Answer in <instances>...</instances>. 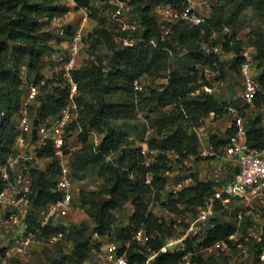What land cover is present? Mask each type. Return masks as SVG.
Instances as JSON below:
<instances>
[{
    "label": "trees",
    "instance_id": "trees-1",
    "mask_svg": "<svg viewBox=\"0 0 264 264\" xmlns=\"http://www.w3.org/2000/svg\"><path fill=\"white\" fill-rule=\"evenodd\" d=\"M90 1L76 0L78 6L87 9L91 8ZM129 3L131 12L134 11L132 5H137L140 25L134 31H125L119 35L135 38V45L130 47L117 43L114 32L106 26L107 20L103 21L93 29L91 51L99 44L107 46L110 51V72H104V65L99 58L87 60L85 64L71 71L77 83L78 94L75 101L82 132L78 134L81 147L72 152L70 172L73 177L81 178L82 176L77 175L78 171L93 166L102 183L97 190H81L78 197L85 206L92 227L89 228L84 222L70 226L65 231L66 239L72 244L70 251L62 254L58 250L53 262L49 261L47 264H65V260L69 264H83L91 249L99 246L94 241L93 234L111 235L125 240L130 238L134 230L143 228L147 234H154V238L149 239L151 247H160L166 238L162 236L166 227L152 213L147 212L144 196L151 194L157 200L160 198V192L166 183L163 173L170 168L165 153L167 149H173L183 158L197 153L198 137L185 124L193 127L200 124L209 112H213L215 118L227 112L225 104L214 94L201 89L202 82H198L200 73L197 66L207 64L219 70L224 69L226 63L219 61L215 55L206 54L202 44L215 43L211 32L216 31L219 36L222 28L226 26L231 30V38L226 37L222 46L224 50L235 53L234 63L238 67L242 40H236L235 35L243 27V14L248 9L263 19L261 26L252 29L251 36L255 48V68L262 71L258 79L260 82L264 80V0H216L206 18V24L190 26L178 23L166 37L160 34L152 6L155 3H168L178 7L183 5L184 0H129ZM62 9L56 0H0V165L10 152V146L17 134L15 116L22 97L20 70L25 67L40 82L44 65L42 57L52 50V33L44 27L48 25L49 17ZM150 39H154L155 44L150 43ZM170 39L185 49L192 61L190 70H171L166 74L167 82L161 86L147 92H135L131 85L134 78L142 75L151 77L166 67L172 49ZM47 82L48 80L41 85L44 86ZM114 94H121L130 101L107 102L106 97ZM67 97L68 89L65 86H56L51 93L38 96L33 112L34 121L57 114L65 105ZM263 102L264 93L261 92L255 98V109ZM141 105L155 110V113L147 115L146 118L147 127L154 132L148 138V145L157 149L158 153L155 161L148 166L141 164V156L130 146L124 134L110 125V120L132 118ZM76 126L72 124L69 129L73 130ZM88 130L102 134L97 152L88 141ZM231 133L232 128H228L221 138L211 134L209 140L215 147L222 146L227 141L224 137ZM247 140L256 149L264 146V126L259 114L251 119L248 116ZM110 153H116L114 162L106 160ZM37 155L51 158L44 170L33 169L31 172L34 204L44 205L60 197V193L54 190L58 162L49 143L42 145ZM146 173L151 174L150 184L144 181ZM4 185L5 182L0 176V190ZM211 191V183L196 181L180 190L165 206L171 211L194 212ZM129 201L132 202L133 212L126 224L118 225L115 211L121 210ZM176 203L181 206L180 209ZM58 229L62 228L49 225L43 234ZM232 229V225L227 222L214 221L213 227L207 230L204 243L223 239ZM140 248L135 243L131 244L128 250L130 263L142 261ZM178 259L177 253L162 252L156 258L155 264H176ZM205 262L206 260L198 259V264Z\"/></svg>",
    "mask_w": 264,
    "mask_h": 264
},
{
    "label": "built area",
    "instance_id": "built-area-1",
    "mask_svg": "<svg viewBox=\"0 0 264 264\" xmlns=\"http://www.w3.org/2000/svg\"><path fill=\"white\" fill-rule=\"evenodd\" d=\"M111 10L107 16V28L114 32V40L122 46L132 47L136 43L135 38L122 37L119 35L125 31H134L140 24L131 16V5L129 0H105ZM216 0H184L183 5L173 6L168 3H155L152 12L157 21L158 29L162 37H166L173 26L178 23H185L190 26L206 24V18ZM62 10L52 14L48 23L52 25L53 32L51 40L57 37H65L66 44L62 57L50 52L51 58L55 60L54 72L61 75L63 84L68 89V97L65 105L57 114L37 119L27 114L26 109L34 106L39 94L40 84L45 83V76L42 74L40 82L29 77V72L25 67L20 70L22 100L17 113L16 130L17 134L10 146V152L4 162L0 165V176L5 185L0 190V236L4 238V244L0 249V264H10L11 260L16 262L21 260L29 248L33 246L36 239L44 240L47 243H65L68 241L65 236L68 215L75 211L84 209L78 200L81 190H97L99 183H90L80 189L74 188L75 179L70 172V159L72 152L80 148V144L71 146L70 137L74 134L78 136L82 132L78 123V110L75 101L77 94V83L73 79L71 71L78 68V54L83 41L85 25L89 21L88 9L77 5L76 0H61ZM78 14L75 25L71 24L73 14ZM70 33H67V30ZM222 42L226 37L231 38V30L224 26L220 31ZM218 32L212 31L214 38ZM235 39L239 40L235 35ZM242 40V39H240ZM155 44L154 39L149 40ZM222 42L203 43L202 48L206 54L215 55L219 61H223L227 55H235L233 51L223 49ZM230 43H233L230 40ZM59 54V53H58ZM255 48L253 39L249 43L242 40L238 64V72L241 90L239 100L246 108L254 107L255 98L262 92L261 82L253 72L255 68ZM59 64L56 65V63ZM200 73L199 81L202 82L201 89L214 93L216 86L209 79L217 75L218 69L207 64L197 66ZM150 78L142 75L134 78L131 85L135 92H147L151 88H157L150 84ZM167 82V79H165ZM198 92V90L196 91ZM231 116L232 133L228 136L226 144L219 149L212 146L190 154L199 157L219 156L234 159L238 171L232 179L221 182L218 170L213 173L214 186L212 191L206 195L204 203L197 207L194 212L171 211L165 205L170 199L175 198L177 193L192 185L194 180L191 175L179 179H173L170 168L163 176L166 183L162 191H166V196L157 200L153 196L152 202L147 205V212L152 213L158 222L170 227L175 235L165 238L158 249H153L149 244V239L154 238V234H147L143 228L134 230L130 238L125 240L116 239L114 236L105 235L102 243H98V248L93 247L87 260L88 264H155L156 258L162 252L179 254L176 264H198V259L206 260L207 256L216 254L219 251L228 253L231 247L237 248L235 256L228 260L227 264H264V232L262 226L256 228L257 232H243L241 226L244 209L258 208L264 211V146L256 149L250 146L247 140L248 116L244 111L235 107L227 108ZM260 120L264 122V103L257 108ZM214 117L213 112H209L202 122L192 127V130L201 141V135L207 130V119ZM76 124L73 130L69 126ZM30 132V139L25 133ZM153 130L146 125L144 140L137 143L135 148L141 156V164L148 166L155 161L158 150L148 145V138L153 135ZM88 141L93 150L97 152L102 135L95 130L86 131ZM49 143L53 151V156L58 162V172L54 181V190L60 193V197L55 201H50L44 205H35L32 188V170H44L51 162L50 157H39L37 151L42 145ZM184 152V151H183ZM168 165L171 160L183 161V157L173 149L165 151ZM188 156V155H187ZM116 153H110L106 160L114 162ZM43 164L40 166V164ZM45 162V164H44ZM132 177V174H131ZM145 183H151V174H145ZM231 202L240 204L239 209L231 212L233 216L232 231L223 239L206 244L204 240L207 230L212 228L217 207L223 203L224 210H230ZM161 206V210H155L156 205ZM180 209L181 206L176 203ZM154 207V209H151ZM61 224L56 226V223ZM66 221V222H65ZM60 227L62 229L53 230L46 234L44 230L47 226ZM93 234V239L97 238ZM252 237L254 243L259 245V249L248 251L245 242ZM70 242V241H68ZM97 243V242H96ZM132 243L141 246L139 252L143 259L141 262L130 263L128 250ZM16 259V260H15ZM13 262V263H14Z\"/></svg>",
    "mask_w": 264,
    "mask_h": 264
},
{
    "label": "rangeland",
    "instance_id": "rangeland-1",
    "mask_svg": "<svg viewBox=\"0 0 264 264\" xmlns=\"http://www.w3.org/2000/svg\"><path fill=\"white\" fill-rule=\"evenodd\" d=\"M144 1V0H141ZM56 3L61 6V0H56ZM91 8L88 9V17L89 21L85 25V29L83 32V41L80 48V52L78 54V61L79 65L85 64L87 60L92 59H101L102 64L104 65L103 70L105 73L110 72L111 67L109 65V55L110 51L108 50L107 46L105 44H99L91 51V43H92V32L93 29L100 25L101 22H106L107 16L111 10L110 6L106 3L105 0H91L90 1ZM136 4L138 2L136 1ZM134 4L132 7L134 8V11L131 12V16L135 20H139V10L137 8V5ZM94 14V15H93ZM78 14H73L71 18V24L75 25L77 22ZM243 27L236 31V36L240 39H242L244 42L249 43L252 39V29L256 28L258 26L262 25L263 19L259 17L254 11L251 9H248L243 14L242 19ZM51 33L53 32V27L48 23L46 27ZM70 33V29H69ZM218 36V35H217ZM215 36L212 38L216 43L222 42V35L220 34L218 37ZM61 38V39H60ZM57 37L55 40H50V44L52 45V50L45 53L42 57L44 65L41 69V73L45 76V81L48 80L47 84L42 86L40 84L39 88V97L44 96L45 94L51 93L53 91V88L56 86L64 87L63 79L60 74L54 72L55 68V60L53 57L51 58L50 52L56 53V57L58 55L60 57L64 54V48L66 44V38L65 37ZM58 39H60L58 41ZM170 43L172 46V49L170 51L169 59L167 62V65L164 69L158 71L157 73L153 74V76L150 78V84L154 87L161 86L166 79V74L169 73L171 70H177V71H188L190 70V66L192 65V61L190 57L186 54L185 49L180 47L174 40L170 39ZM209 43V42H207ZM210 44V43H209ZM59 53V54H58ZM234 57L233 55H227L224 57L223 62L226 63L223 70L218 69V73L215 76L209 77L211 83L216 86V89L214 91V96L218 98L223 104H225L226 108L228 107H235L238 108L240 111L246 112V115L249 117H255L258 114V111L255 110V107H249L246 108V106L241 105V101L239 100V92L241 90L240 86V79H239V72L237 64L234 63ZM59 64V62L56 63V65ZM253 72L256 74V77L259 78V76L262 74V71L258 68H254ZM30 78H35V74L29 73ZM199 79V76H198ZM199 82V80H198ZM192 84V83H191ZM261 88L262 93H264V80L261 81ZM78 94V93H77ZM22 100V97H21ZM107 102H128L127 98H125L121 94H114L109 95L106 97ZM264 103V102H263ZM37 102L33 106H29L26 111L29 116L34 115V108L36 106ZM167 108H170V106H167ZM155 113V110L151 107H143L138 106L136 114L130 118L125 120H110V125L113 127L116 131L121 132L124 134L126 139L130 142V146H135L140 141L144 140L145 138V129L147 125V115H152ZM228 111L226 112V114ZM219 119V118H218ZM17 120V114L15 116V121ZM207 123L210 125L211 123L217 121L215 117L208 118ZM214 124V123H213ZM196 126V125H195ZM185 127H187L188 130H191L192 127L185 124ZM97 134L102 135L101 132L96 131ZM25 135L30 139L31 135L29 133H25ZM221 138V137H220ZM69 144L71 146H76L77 144H80L81 146V140L80 138L74 134L70 137ZM72 157V156H71ZM117 158V157H116ZM72 159V158H71ZM70 159V162H71ZM43 164V162L40 164V166ZM45 164V162H44ZM78 176H82L81 178L73 177L75 179L74 181V188L80 189L83 184H86L87 186L90 183H94L95 179L97 178L96 169L93 166H89L86 168V170L78 171ZM144 200L149 205L152 200L153 196L151 194H146L144 196ZM236 202H231L230 210H224L223 209V203L219 204L217 207V211L215 214V217L212 219V221H219V222H227L229 224H233V216L231 215V212L234 209H239L240 204L236 205ZM130 208V206H128ZM131 209V208H130ZM151 209H154L152 207ZM161 206L158 204L155 207V210L159 212L161 210ZM127 210V209H126ZM84 211V210H83ZM244 217L241 223V226L243 228V232L251 231V232H257L256 228L259 226H262L263 232H264V211L259 210L258 208H245L244 210ZM85 212V211H84ZM86 214V213H85ZM119 217L123 219H117V224L121 225L126 222V220L129 218L128 212H125V214L120 215ZM81 222H84L88 225V227H92V222L89 220L87 214L85 218L82 221H79L76 223L77 225ZM61 224V221L59 223H56V226H59ZM70 222L67 224L68 227L72 226ZM165 232L164 237H168V235H175V232L168 226H165ZM4 244V238L0 236V249L1 246ZM72 244L68 241L65 243H54L50 244L47 243L44 240L36 239L33 246L29 248L26 254L23 255L21 260L15 259L16 262L11 260L10 264H47L49 261L53 262L54 258L56 257V253L58 250L63 254H66L70 251ZM245 246L248 247V251H253L255 249H259L260 246L256 245L254 243V238L250 237L248 241L245 242ZM237 253L236 247H231V250L228 253H223V251H219L216 254H212L210 256L206 257L205 264H227L228 260L235 256ZM14 262V263H13ZM65 264H69L68 260H65ZM87 264V263H83Z\"/></svg>",
    "mask_w": 264,
    "mask_h": 264
},
{
    "label": "crops",
    "instance_id": "crops-1",
    "mask_svg": "<svg viewBox=\"0 0 264 264\" xmlns=\"http://www.w3.org/2000/svg\"><path fill=\"white\" fill-rule=\"evenodd\" d=\"M218 118H216L217 121L213 122L214 124L211 123L209 125L207 123V130L205 133L201 135L202 136L201 141L198 142L197 152L209 146H212L216 150L221 147V146L215 147L210 142L209 136L211 134H215L218 137H222L225 131L228 128H231V116L228 113L227 114L225 113L221 117H218ZM249 118L251 119L253 117H249ZM261 124L264 126V122L261 121ZM224 138H226L227 140L228 136ZM215 170L219 171L221 182L225 183L226 181L233 178V176L238 171V168H237V165L234 159H229L224 156L219 157L215 155L208 156V157L188 155L183 159V161L171 160V164H170V171L173 176V179H179V178L185 177L186 175H191L194 180L193 184L196 181H200L204 183L209 182L211 183L212 187L214 186L213 173ZM95 182L101 184L102 183L101 177L97 176V178L95 179ZM85 185L86 184H83V186ZM162 196L163 197L166 196V191L161 192V197ZM128 206H130L131 209ZM83 210L85 211V208L71 212L66 219L67 223L70 222L73 225H77L76 223H78L79 221H82L86 216L85 214L86 212H84ZM125 212H128L129 217L132 214L133 205L131 201L127 202L121 210L115 211V216L117 217L118 220L123 219L119 216L122 214H125ZM128 219L126 220L124 224L128 222ZM104 239L105 238L103 236H98L97 238H94V241L100 244L104 241ZM83 263L88 264L89 260L86 259Z\"/></svg>",
    "mask_w": 264,
    "mask_h": 264
}]
</instances>
